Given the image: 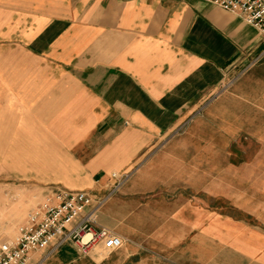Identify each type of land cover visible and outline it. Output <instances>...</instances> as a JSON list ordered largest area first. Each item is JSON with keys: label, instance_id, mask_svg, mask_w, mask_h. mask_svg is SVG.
Masks as SVG:
<instances>
[{"label": "crops", "instance_id": "0c3cea01", "mask_svg": "<svg viewBox=\"0 0 264 264\" xmlns=\"http://www.w3.org/2000/svg\"><path fill=\"white\" fill-rule=\"evenodd\" d=\"M263 56L204 0H0V177L44 199L128 175L98 212L119 248L28 264H264V131L235 146Z\"/></svg>", "mask_w": 264, "mask_h": 264}, {"label": "built area", "instance_id": "2783aa9c", "mask_svg": "<svg viewBox=\"0 0 264 264\" xmlns=\"http://www.w3.org/2000/svg\"><path fill=\"white\" fill-rule=\"evenodd\" d=\"M240 16L264 36V0H204ZM113 177H119L116 172ZM128 175L120 178V185ZM105 196L90 190L56 189L33 207L16 228L10 241L0 242V264H28L33 251L55 250L72 242L83 254L107 255L122 244L112 230L98 225V212Z\"/></svg>", "mask_w": 264, "mask_h": 264}, {"label": "rangeland", "instance_id": "374dc122", "mask_svg": "<svg viewBox=\"0 0 264 264\" xmlns=\"http://www.w3.org/2000/svg\"><path fill=\"white\" fill-rule=\"evenodd\" d=\"M257 64H263L264 66V56L257 62ZM248 90L250 92L252 91L251 97H247L252 99V104L250 106L256 104L258 102L257 100L260 98H264V86H250L248 87ZM250 109V117H247L246 115V117L241 119L238 123V128L235 131V146L247 143L248 141L246 139L250 133L264 131V105L263 107L256 108H249L246 106L240 107V110L243 111V113L241 112L242 114H248ZM14 125L15 124H12V130L14 129ZM238 136L241 138V141H238ZM16 142L17 140L11 139L12 151L14 149L13 147L16 146ZM263 145L264 144H261V146ZM255 147L258 148L256 145ZM1 156L2 140L0 139V161ZM259 158L261 159V162H264V155L252 154L250 156V162H258ZM38 190L39 189L36 187L30 185L27 186L25 180L13 177L11 179H3L0 177V242L12 240L15 236L18 224L23 221L26 213L43 200L40 199V193ZM73 246L75 247V245ZM75 250L77 251L76 247Z\"/></svg>", "mask_w": 264, "mask_h": 264}]
</instances>
